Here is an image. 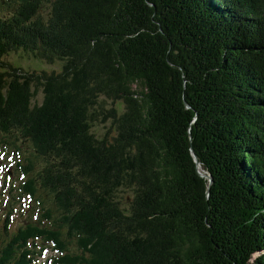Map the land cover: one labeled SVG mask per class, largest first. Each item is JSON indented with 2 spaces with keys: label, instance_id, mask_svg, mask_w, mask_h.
I'll return each mask as SVG.
<instances>
[{
  "label": "trees",
  "instance_id": "1",
  "mask_svg": "<svg viewBox=\"0 0 264 264\" xmlns=\"http://www.w3.org/2000/svg\"><path fill=\"white\" fill-rule=\"evenodd\" d=\"M0 132L53 196L0 264H264V0H0Z\"/></svg>",
  "mask_w": 264,
  "mask_h": 264
},
{
  "label": "rangeland",
  "instance_id": "2",
  "mask_svg": "<svg viewBox=\"0 0 264 264\" xmlns=\"http://www.w3.org/2000/svg\"><path fill=\"white\" fill-rule=\"evenodd\" d=\"M2 15L8 16L10 12L7 9H2ZM6 63H12L15 67H19L25 71H59L62 66V61L56 60L52 63H45L29 53L22 50L11 53L3 58ZM42 101V93H39L35 98V102ZM107 107H114L117 103L105 101ZM92 132L101 138L105 133L113 134V126L110 120L97 121L92 126ZM33 163V171L31 176H36L47 161L45 158L34 154L32 145L18 141L15 139V147L8 145V141L3 133L0 132V239L4 236V220L10 215L12 224L9 233H15L20 227H24L27 223L37 222L41 219L43 207L52 206L53 196L49 192L43 190L44 193L38 195L37 199L30 198L21 191V184L29 176H25L22 166L26 167L29 162ZM202 173L207 174L200 167ZM132 195L131 191L125 188H120L117 191V197L121 201L123 207L128 205V197ZM40 247L44 245L43 241L36 242ZM37 250H39V248ZM58 255L57 251L52 249V244L48 245L46 251L39 256L35 264H52L54 257ZM258 256L254 255L253 260Z\"/></svg>",
  "mask_w": 264,
  "mask_h": 264
},
{
  "label": "water",
  "instance_id": "3",
  "mask_svg": "<svg viewBox=\"0 0 264 264\" xmlns=\"http://www.w3.org/2000/svg\"><path fill=\"white\" fill-rule=\"evenodd\" d=\"M193 156H194V159L196 160V164H197V168H198L199 175L202 176V177H207L209 179V181L212 182L211 175L210 174H204V173H202L200 171V163L198 162L197 157H196V155L194 153H193Z\"/></svg>",
  "mask_w": 264,
  "mask_h": 264
},
{
  "label": "bare ground",
  "instance_id": "4",
  "mask_svg": "<svg viewBox=\"0 0 264 264\" xmlns=\"http://www.w3.org/2000/svg\"><path fill=\"white\" fill-rule=\"evenodd\" d=\"M200 171H201V169H200ZM202 172V171H201Z\"/></svg>",
  "mask_w": 264,
  "mask_h": 264
}]
</instances>
